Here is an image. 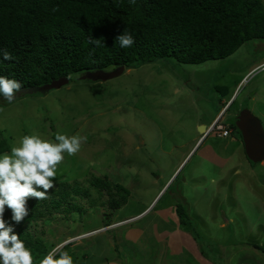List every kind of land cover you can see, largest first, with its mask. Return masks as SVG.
<instances>
[{
    "label": "rangeland",
    "instance_id": "obj_1",
    "mask_svg": "<svg viewBox=\"0 0 264 264\" xmlns=\"http://www.w3.org/2000/svg\"><path fill=\"white\" fill-rule=\"evenodd\" d=\"M68 79L58 90L2 102L0 141L10 150L32 132L52 140L58 132L79 134L86 139L76 154H65L51 190L85 187L94 177L130 197L119 211L88 209L75 197L60 214L23 225V234L58 254L71 243L65 251L74 264H264V253L250 246L264 250V161L246 160L232 128L241 109L264 127V42L199 65L166 59L105 82ZM213 121L231 135L201 136L198 128ZM72 204L81 211L66 214ZM176 205L197 225L200 241L179 229Z\"/></svg>",
    "mask_w": 264,
    "mask_h": 264
},
{
    "label": "trees",
    "instance_id": "obj_2",
    "mask_svg": "<svg viewBox=\"0 0 264 264\" xmlns=\"http://www.w3.org/2000/svg\"><path fill=\"white\" fill-rule=\"evenodd\" d=\"M123 31L134 37L130 48L115 42ZM249 42H264L262 0H0V49L12 55L0 62V75L21 83L15 100L42 95L26 91L54 80L91 72L136 69L166 59L179 65L225 60ZM2 102L7 104L0 99L1 106ZM234 104L235 99L229 109ZM8 148L7 140L0 141V152ZM85 183V187L61 183L46 199L29 200L30 214L17 232L31 248L34 264L48 249L39 238L22 233L25 225L60 214V205L75 197L86 199L88 209L119 211L128 203L130 195L118 185L94 177ZM66 210L67 214L81 208L72 204ZM173 212L179 229L200 241L186 209L176 205ZM250 246L264 253L259 246ZM114 250L120 254L117 246Z\"/></svg>",
    "mask_w": 264,
    "mask_h": 264
},
{
    "label": "clouds",
    "instance_id": "obj_3",
    "mask_svg": "<svg viewBox=\"0 0 264 264\" xmlns=\"http://www.w3.org/2000/svg\"><path fill=\"white\" fill-rule=\"evenodd\" d=\"M92 42L101 44L100 39ZM115 42L121 48H130L135 41L132 34L123 31ZM11 59L6 49H0V62ZM21 87L18 80L0 75V99L8 104L14 102ZM85 139L79 134L69 136L58 132L52 140L32 132L18 137L9 151L0 152V264H34L33 252L20 238L17 226L30 214L29 200L47 198L56 183L57 166L65 154H76ZM39 264H74V261L69 252L58 254L53 248L39 259Z\"/></svg>",
    "mask_w": 264,
    "mask_h": 264
},
{
    "label": "water",
    "instance_id": "obj_4",
    "mask_svg": "<svg viewBox=\"0 0 264 264\" xmlns=\"http://www.w3.org/2000/svg\"><path fill=\"white\" fill-rule=\"evenodd\" d=\"M125 69L119 67L111 72H91L80 76L81 80L100 81L105 82L118 77ZM69 83L68 78H60L52 81L50 84L26 91L27 94L31 93H48L51 90H58ZM235 127L241 136L244 153L247 160L253 164H260L264 161V127L261 121L254 117L249 110L242 109L235 116ZM205 126L198 128L201 136L205 134Z\"/></svg>",
    "mask_w": 264,
    "mask_h": 264
},
{
    "label": "built area",
    "instance_id": "obj_5",
    "mask_svg": "<svg viewBox=\"0 0 264 264\" xmlns=\"http://www.w3.org/2000/svg\"><path fill=\"white\" fill-rule=\"evenodd\" d=\"M217 128H218V126H217V123L216 122H214L212 125H211V127H209V129L207 130V132H206V135H208L209 133H211V132H215V131H217ZM219 131H220V136H222V137H229L230 136V134H231V131L227 128V127H220L219 128ZM218 131V132H219ZM205 135V136H206Z\"/></svg>",
    "mask_w": 264,
    "mask_h": 264
},
{
    "label": "crops",
    "instance_id": "obj_6",
    "mask_svg": "<svg viewBox=\"0 0 264 264\" xmlns=\"http://www.w3.org/2000/svg\"><path fill=\"white\" fill-rule=\"evenodd\" d=\"M175 222H176V220H175Z\"/></svg>",
    "mask_w": 264,
    "mask_h": 264
}]
</instances>
